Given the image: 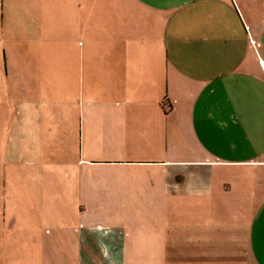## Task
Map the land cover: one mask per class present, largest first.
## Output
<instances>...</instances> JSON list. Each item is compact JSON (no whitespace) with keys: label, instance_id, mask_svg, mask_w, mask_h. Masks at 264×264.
<instances>
[{"label":"crops","instance_id":"1","mask_svg":"<svg viewBox=\"0 0 264 264\" xmlns=\"http://www.w3.org/2000/svg\"><path fill=\"white\" fill-rule=\"evenodd\" d=\"M28 1L40 8L62 5L64 85L75 78L82 100L75 113L63 110L66 162H71V144L76 151L75 173L68 166L64 194L77 198L76 210L81 215L102 208L134 212L131 218L149 212L154 228L144 229L137 242L160 244L157 264H180L182 253L190 251L182 245L188 237L190 248L199 249L190 252L207 260L199 264H264V172L255 175L254 187L240 183L231 203L226 199L230 186L222 187L223 182L214 188L215 165L264 167V159L208 157L212 131H229L230 116L241 125L247 113L226 107L227 84L238 82L243 98L245 85L264 82V0H0L1 24L7 3ZM47 8L55 11V5ZM47 8L36 15L42 37L34 39H55L53 27L43 26L54 18L45 15ZM43 48L37 49L42 59L31 61L30 68L55 66ZM1 50L6 64V49ZM18 81L25 90L33 87L32 79ZM255 98L262 96L256 92ZM26 99L20 98L16 124L35 131L40 114L44 120L52 111L38 110ZM221 101L223 107L216 109ZM254 110L262 114V105ZM183 131L191 140L186 157L170 135ZM226 202L232 205V220L221 219ZM123 226L89 225L111 264H123L119 256L127 252ZM154 229L156 240L148 235ZM37 242L36 236H0V264H51L37 251ZM87 242L80 238L81 247L67 258L74 264L99 258L92 251L87 255Z\"/></svg>","mask_w":264,"mask_h":264},{"label":"rangeland","instance_id":"2","mask_svg":"<svg viewBox=\"0 0 264 264\" xmlns=\"http://www.w3.org/2000/svg\"><path fill=\"white\" fill-rule=\"evenodd\" d=\"M40 5L29 1L7 3L2 24L0 18V236L11 234V236L18 235L25 239L36 236L39 242L36 246L37 251H40L42 256L47 258L46 261L51 264H74L73 260L67 257L78 251L81 247L79 239L83 237L88 241L87 255H90L92 251L91 254L94 253V256L99 257L96 260L88 257L87 260H83L86 264H111L110 257L103 255L101 248L103 244L95 241L97 231L90 229L89 225H102L105 229L114 224L119 226L124 224L123 227L127 228L123 230L127 235V252L124 254L125 258L122 255L119 256L120 261L123 264H157L160 244L137 242L138 237L145 234L144 229L154 228L151 224L153 220L146 217L149 212H139L140 217L136 218L133 215L134 218H131L134 212L129 215L122 211L114 212L102 208L103 210L98 212L89 211L81 215L76 210L78 207L74 206L77 198L64 194L67 187L64 177L68 175V166L72 169L71 174L75 173L73 157L76 151L71 144V155H68L71 162H66L64 150L67 144L64 143L66 127L63 122V110L69 108L75 113L81 106L82 100L76 90L78 84L74 82L75 78H71L72 82L66 84L67 88L64 85L62 63L66 57L64 56L62 5L43 4L41 6V8H47L49 5H55V11L47 8V14H45L53 15L54 18L45 19L43 24V26L53 27L55 37L53 41L34 39L36 35L42 37L36 32V26L40 24L36 18L41 9ZM1 29L4 31L2 32ZM48 44H51L49 49L46 47ZM40 45H44L49 57L52 54L55 60V66L44 71H40L39 67L30 68L29 66L31 61L42 59L37 55L43 52L37 50ZM3 47L6 49V64H4L5 57L1 50ZM46 50H44L46 53L43 58L47 56ZM20 78L26 82L32 79V89L30 84L26 90L19 86L17 80ZM227 85L230 87L231 98L225 100L226 107L235 109L236 112L246 109L247 113L242 116L241 125L239 120L234 118L235 116H230L228 117L231 122L229 131H212L213 137L208 140L209 147L207 145L212 150L210 154L212 156L208 157L239 160L259 156L260 159H264V82L253 83L252 88L249 84L245 85L246 94L243 98L238 96V87H240L238 82L232 81ZM255 85L256 88H254ZM256 92L262 98H255ZM248 94L249 96H246ZM29 97H32L31 100ZM20 98L22 100L27 98L26 101L31 102L30 105L38 110L52 111L48 119L43 120L40 114L39 128L35 131H22L16 124L18 118L16 114L22 107ZM34 98L37 104L32 100ZM260 105L263 109L262 114H255L254 109ZM215 107L222 108L223 101L215 104ZM42 120L44 124H41ZM240 127L241 130H239ZM73 133L74 131H70L67 134L68 141L70 136H72L71 141L73 140ZM170 135L174 143L176 142L185 153L183 157H186V148L191 142L188 133L173 132ZM195 157L204 156L197 154ZM262 172H264L263 166L242 165L239 162L215 165L214 188H220V183L223 182L225 184L222 187L230 186L229 192L232 194L226 199L231 203L230 199L238 198L240 183L254 187L255 175ZM244 173L247 179L243 178ZM223 207L225 211H221V219L232 220L233 213L228 212L232 209V205L226 202L223 203ZM184 213L190 218V211H184ZM148 235H152L155 239L154 235H158V232L154 229ZM184 240L182 245L186 246V249L197 251L190 248L192 244L190 237ZM22 244L24 247L28 245ZM108 246L110 252V245ZM190 251L182 253L185 258L180 264L207 263V260H202L203 256L197 253L199 249L197 252ZM170 252L174 254L175 250ZM204 252L206 255L207 252ZM209 253L212 254L213 251Z\"/></svg>","mask_w":264,"mask_h":264}]
</instances>
